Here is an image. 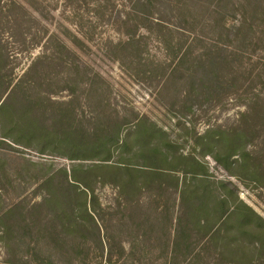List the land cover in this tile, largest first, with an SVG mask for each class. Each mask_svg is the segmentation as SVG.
Returning <instances> with one entry per match:
<instances>
[{"label":"rangeland","instance_id":"374dc122","mask_svg":"<svg viewBox=\"0 0 264 264\" xmlns=\"http://www.w3.org/2000/svg\"><path fill=\"white\" fill-rule=\"evenodd\" d=\"M188 2L189 11L197 17L192 30L183 28L185 21L172 17L163 5L155 12L156 18L167 20L163 26L147 21L141 26L134 0H0V102L17 109L26 94L32 95V114L54 132L52 141L45 143L18 137L15 125L0 112V217L20 206V215L12 213L0 222V264H264V118L252 121L242 116L253 104L250 99H260L264 113V75H260L264 73V66L260 70L264 0ZM216 6L229 15L233 10L247 11V26L252 29L247 30L246 48L237 49L241 43L218 34ZM232 21L236 22V16L229 18V26ZM54 34L61 36L67 49ZM165 39L186 50L183 61V52L174 57ZM236 50L245 54L236 56L233 69L239 79L234 90L223 84L215 92H205L200 82L203 67L194 79L197 84L188 82L199 56L205 61L207 56L233 55ZM229 57L235 59V55ZM36 59L38 71L32 81L23 91L12 90ZM232 75L229 70L226 80ZM115 119L130 121L120 131V138H128L130 144L124 151L116 150L109 163L119 161L123 152L134 166H145L138 135L141 128L156 123L166 134L151 138L152 144L171 154L195 156L206 165L215 194L226 195L231 208L239 197L255 211L258 216L248 218L245 231L239 230L237 215L230 217L229 255L222 252L223 246L208 241V235L194 231L193 246H178L173 259L180 193L167 190L171 182L159 185L157 181L152 193L142 187L135 195L123 196L114 178L100 170L89 171L101 160L85 157L83 151L72 152L68 142H79L67 138L70 129L91 135ZM243 122L245 146L231 157L242 162L244 151L250 161L241 178L215 159L225 150L219 141L210 145L203 141L243 130ZM159 167L169 166L162 163ZM74 168L98 199L93 206L87 198L99 226L95 232L84 221L85 185L81 182L74 188L70 184ZM176 173L184 178L180 171ZM251 174H257L258 180ZM54 191L67 202V212L86 224L85 230L66 232L54 219L46 202ZM35 205L39 207L32 208ZM109 249L119 258L108 261Z\"/></svg>","mask_w":264,"mask_h":264},{"label":"trees","instance_id":"16d2710c","mask_svg":"<svg viewBox=\"0 0 264 264\" xmlns=\"http://www.w3.org/2000/svg\"><path fill=\"white\" fill-rule=\"evenodd\" d=\"M188 1L189 0H134L133 10L137 14V18L141 20V26H145V23L142 25V21L157 22L156 25L163 26L162 22H167V20L156 18L155 12L158 10L157 7L159 5L166 6V8L174 14L172 17H179L185 21V24L183 25L185 27L183 28H190L192 30V26L196 24L197 17L194 13H192V11H189ZM222 1L223 0H221V2ZM216 9L217 10L214 12L217 15L215 29L218 34L221 36H229L233 40L241 43L238 45L239 47H237V49L246 48L245 41L248 38L247 30L248 28L252 29L251 26H247V11L245 13H240L238 10H233L229 15V13L225 12L223 9L221 10L220 6H216ZM245 10H247V8ZM176 11L179 13L175 15ZM237 14H240L238 19ZM232 16H236V22L232 21V24L229 26V18ZM169 20L172 19L170 18ZM188 24H191V27H188ZM53 38L57 39L61 47H65L67 49V45L61 36L54 34ZM73 38L80 41V38L75 34ZM131 39H134V35L131 36ZM165 43L167 44L169 50L174 52V57L177 55L179 56V54L183 52L180 57L181 61L186 58V50H183L179 43L176 45L169 39H165ZM68 51L71 50L68 49ZM234 52H236L233 54L235 55V59L229 57L233 55L216 54L215 56H207L206 60L202 61L203 57L199 56L201 60L193 63L194 71H189L191 76L187 79L188 82L192 85L197 84L194 79L197 78L199 68L203 67L200 82L201 86L205 89V92H215L219 90L223 84H228L231 88L230 90H234L239 79L236 77L233 69V66H235L236 56L241 57L245 54L243 51L238 52L236 50ZM179 65L180 63L175 66V69H177ZM263 66L264 60L260 62V70H262ZM229 70L233 72V75L227 81L226 76ZM36 71H38L37 59L32 61L31 65L19 78L17 84L13 86L12 90H25L28 84L35 77L34 74L36 75ZM260 75L263 76L264 73ZM32 100L33 96L26 94L23 98V102L20 103V107H16L17 109L12 108L7 101L0 102V112H2L3 115H6L10 125H15L14 128L18 133V137H27V139H31V137H33V139L35 138L36 140L41 141V143L50 142L52 141L50 135L54 134V132L47 129L48 127L45 123H42L32 114L35 108V103ZM250 100L251 104L252 102L253 104L249 105V110L243 113L242 116H245V118L249 117L252 121H254L257 117H260V119L264 118L262 106L259 101L260 99ZM68 113L70 114L69 111ZM129 122L130 121H119L117 119L112 120L111 122L110 120L107 127L105 126L98 132L95 131V134L91 135L80 134L79 128L70 129L67 132V138L70 140L75 138L79 143H68L71 144L73 153L83 151V156H96L95 158L101 160V163H97L94 165V168H90L89 171L100 170L105 175L114 178L120 188V194L123 196L128 193H133L135 195L138 191H141L142 187L144 190L152 193L154 191V184L157 181L159 182V185H161L164 181L171 182L172 185H167V190L173 189L174 191L180 193V211L177 219L176 235L172 243L173 249L171 257H173V259L176 258L175 254L178 246H193L194 242L191 241V236L194 234V231L202 232V234L206 236L208 235V241H212L216 244L218 243V246H223L222 252L229 255V253H231L229 247L232 244V240H230V237L228 236L229 234L227 233L230 217L237 215L236 220L240 223L239 225L241 227L239 230L245 231V228L247 229V227L244 225L247 223L248 218H251L254 215L258 216L255 211L239 199V197H236V199H238L236 206L231 208L226 195L223 197L215 194V191L211 187L210 179L206 175V165L199 161L195 156L184 155L183 153L171 154L166 152L157 144H152L151 138L157 134H166L161 127L157 126L156 123H151V126L141 128L138 135L139 140L143 143L139 152H141L144 156L145 166H134L131 162L132 159L124 157L123 152L120 154L121 157L119 161L109 163L116 150L124 151L130 144L128 138H120V131L125 125L129 124ZM243 123H245L243 130H236L231 133L224 131L227 134H222L220 136L216 134L215 136L212 135L208 141L205 136L204 139H206V141H203L206 145H210L213 140L219 141L225 150L223 155L221 153L215 155V159L221 162L225 169L231 171V175L241 178L244 176L243 173L248 169L250 161L246 157V153L244 151L240 153L243 159L242 162L238 159L231 160V157L237 154L239 150L243 149L245 146L244 143L247 138V132L246 122ZM78 133L82 136L81 138L78 137ZM168 144L173 146L171 141H168ZM71 158L75 159L74 157ZM162 163L168 164L169 167H159V164ZM188 165L193 166L194 169L189 170V167H187ZM233 169H235V171H233ZM179 171L184 175L183 179L176 173ZM189 173L193 174L191 175V179H187ZM251 175L253 178L258 180L257 174ZM66 176H68V173H66ZM70 176L72 178L70 184L72 186L74 185V188L75 185H79L81 182L86 187L82 191L86 194V198H84L85 205L84 208H82V211L84 213V221H86L90 230L95 232L99 229V226L96 217L88 208L89 205L87 198H91V205L93 206L98 202V199L94 195L90 185L86 182L87 180L79 177L80 175L78 173V169L74 168ZM51 180L52 176L47 178L46 183H51ZM89 192H91V196L89 195ZM46 202L53 209L54 219L59 220V222L63 224L66 232H80L85 230L86 224L80 222L75 216L67 212L65 207L67 202L56 191L51 192L46 197ZM35 207H39V205H35L32 208ZM18 209H20V206L10 208L9 211L0 217V222L4 223L8 215L12 213H18L20 215ZM32 211L33 216L31 218L32 220H35L37 217L34 210ZM21 214H23V209H21ZM224 229H226L224 236H220L221 230ZM99 241L103 246V240L99 238ZM170 241L168 242V247L171 245ZM102 253L104 254V250H102ZM114 257L119 258V255L114 254L112 249H109L106 256L107 260L111 261Z\"/></svg>","mask_w":264,"mask_h":264}]
</instances>
